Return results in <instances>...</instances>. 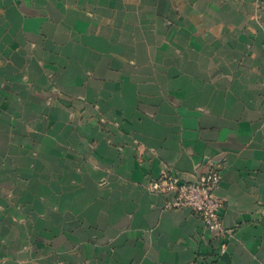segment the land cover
<instances>
[{
    "label": "crops",
    "instance_id": "0c3cea01",
    "mask_svg": "<svg viewBox=\"0 0 264 264\" xmlns=\"http://www.w3.org/2000/svg\"><path fill=\"white\" fill-rule=\"evenodd\" d=\"M0 264H264V0H0Z\"/></svg>",
    "mask_w": 264,
    "mask_h": 264
},
{
    "label": "built area",
    "instance_id": "2783aa9c",
    "mask_svg": "<svg viewBox=\"0 0 264 264\" xmlns=\"http://www.w3.org/2000/svg\"><path fill=\"white\" fill-rule=\"evenodd\" d=\"M161 178L163 188L174 193L167 206L189 207L208 228L216 233L223 232L220 215L222 202L214 194V189L221 180L219 170L211 167L198 180L187 181L167 169L162 171ZM221 251H224V247Z\"/></svg>",
    "mask_w": 264,
    "mask_h": 264
}]
</instances>
